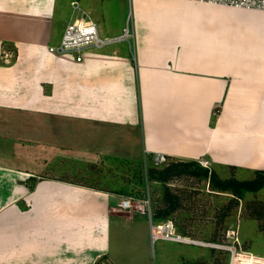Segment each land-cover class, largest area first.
<instances>
[{"label": "crops", "instance_id": "obj_1", "mask_svg": "<svg viewBox=\"0 0 264 264\" xmlns=\"http://www.w3.org/2000/svg\"><path fill=\"white\" fill-rule=\"evenodd\" d=\"M74 1L103 34L132 25L134 36L83 61L51 52L82 13ZM131 145L207 158L225 177L264 171V10L0 0V264H150L149 217L122 210L120 192L70 181L58 158Z\"/></svg>", "mask_w": 264, "mask_h": 264}, {"label": "rangeland", "instance_id": "obj_2", "mask_svg": "<svg viewBox=\"0 0 264 264\" xmlns=\"http://www.w3.org/2000/svg\"><path fill=\"white\" fill-rule=\"evenodd\" d=\"M14 58L13 53L7 61ZM63 154L58 156L62 175L70 181L117 191L124 197L142 198L150 194L155 215L167 210V215L154 217V222L172 218L179 233L197 240L152 241L149 237L150 264H231L232 252L226 246L234 244L238 246L236 264L252 262L250 254L244 251L252 253L253 264H264V175L255 173L249 178L263 180V184L239 199L232 192L233 180H246L244 174L238 178L232 172L225 177L227 171L215 169L211 163L206 167L198 160L170 158L156 164L151 156H144L141 147L133 145L109 155L77 158ZM203 167L209 168L210 174L213 171L212 181L202 173ZM201 240L217 245H202L198 242ZM161 242L169 246L167 256L161 253Z\"/></svg>", "mask_w": 264, "mask_h": 264}, {"label": "built area", "instance_id": "obj_3", "mask_svg": "<svg viewBox=\"0 0 264 264\" xmlns=\"http://www.w3.org/2000/svg\"><path fill=\"white\" fill-rule=\"evenodd\" d=\"M199 2L222 4L234 7L256 8L264 10V0H194ZM74 10H81L82 13L77 14L70 19L64 28L60 41L57 44H50L49 50L55 54H73L77 61H83L85 53L92 49H102L106 46L120 42L124 39H130L134 36L133 30L128 26L121 34L118 35H105L103 34L96 21L89 16V14L82 10L77 1L73 2ZM170 156L164 152H156L153 160L156 164L166 163ZM202 165L210 167V160L201 158L198 160ZM119 207L122 210L139 212L146 214L149 217L151 224V238L152 241L156 239L171 240L176 242L195 243L188 235H183L177 231L176 224L172 218L154 222V208L150 194H146L142 198H134L125 196L119 202ZM237 240L240 242L239 238ZM202 245L216 246V243L198 241ZM232 252L231 264H236L238 255V246H226ZM250 254V260L253 262V256L250 251H244ZM251 261L247 264H253Z\"/></svg>", "mask_w": 264, "mask_h": 264}, {"label": "trees", "instance_id": "obj_4", "mask_svg": "<svg viewBox=\"0 0 264 264\" xmlns=\"http://www.w3.org/2000/svg\"><path fill=\"white\" fill-rule=\"evenodd\" d=\"M190 161H192V160H190ZM202 173L205 175V177H209L210 180L212 181L213 171L210 174L209 173V168H204L203 167L202 168ZM256 173L258 175H260V176L264 175V171H257ZM233 181L235 182V188H233L232 192L234 193V196L239 198V199L240 198L241 199L244 198L245 194L248 191L256 190V189L260 188L262 186V184H263V180L259 181L258 179H254V180H238V179H235ZM225 188H227V186ZM166 212H167V210L164 213H158V215H157V212H156V215L154 217L155 218L156 217H164L165 215H167ZM161 220H165V218L157 220V221H161Z\"/></svg>", "mask_w": 264, "mask_h": 264}, {"label": "bare ground", "instance_id": "obj_5", "mask_svg": "<svg viewBox=\"0 0 264 264\" xmlns=\"http://www.w3.org/2000/svg\"><path fill=\"white\" fill-rule=\"evenodd\" d=\"M189 239H191V238H189Z\"/></svg>", "mask_w": 264, "mask_h": 264}]
</instances>
